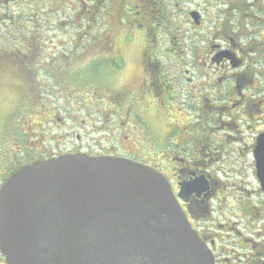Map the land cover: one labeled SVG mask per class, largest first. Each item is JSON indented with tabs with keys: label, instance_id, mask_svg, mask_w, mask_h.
Wrapping results in <instances>:
<instances>
[{
	"label": "flooded vegetation",
	"instance_id": "1",
	"mask_svg": "<svg viewBox=\"0 0 264 264\" xmlns=\"http://www.w3.org/2000/svg\"><path fill=\"white\" fill-rule=\"evenodd\" d=\"M106 1L2 0L0 19L5 25L4 19L11 17L21 41L12 34L7 41L16 57L10 62L18 104L0 111V188L22 166L66 154L127 158L162 173L214 264H264V192L254 156L264 133V0H236L240 6L229 7L224 18L217 19L208 58L197 60L205 73L197 74L202 82L184 79L192 87L189 91L197 92L189 96L195 105L184 100L182 106L175 101L183 75L168 79L147 44L139 69L113 56L118 48L110 34L97 38L99 56L75 58L87 50L81 41L92 32L90 25L104 16V9L108 16L109 7L119 17L120 42L135 44L141 35L145 41L148 27L138 19H146V0H114L108 7ZM247 5L255 10L249 12ZM15 8L46 20L37 19L36 27L24 30ZM230 9L236 13L234 20ZM196 13L198 20L192 19L199 25L201 15ZM55 17L70 19L73 36L48 45L49 38L44 44L39 25L49 32ZM59 23L61 28L65 22ZM136 72L138 80L133 78ZM152 117L158 119L157 127ZM229 159L251 163L258 198L253 191L237 196L240 190L234 187L228 188L232 195L225 196L226 184L214 169L217 162ZM226 198L235 201L228 209ZM0 264H6L1 252Z\"/></svg>",
	"mask_w": 264,
	"mask_h": 264
},
{
	"label": "water",
	"instance_id": "2",
	"mask_svg": "<svg viewBox=\"0 0 264 264\" xmlns=\"http://www.w3.org/2000/svg\"><path fill=\"white\" fill-rule=\"evenodd\" d=\"M254 156L264 192V133ZM0 252L6 264H214L161 172L82 153L26 164L7 178Z\"/></svg>",
	"mask_w": 264,
	"mask_h": 264
},
{
	"label": "rangeland",
	"instance_id": "3",
	"mask_svg": "<svg viewBox=\"0 0 264 264\" xmlns=\"http://www.w3.org/2000/svg\"><path fill=\"white\" fill-rule=\"evenodd\" d=\"M229 1L230 0H146V19L139 18L138 22L142 20V22L145 23V26L148 27L147 36L144 35V41L143 36L141 35L139 42L135 44H131V42H120L119 36L117 34L118 32L116 31L119 17H116L114 14L116 12H114L111 7H109L108 16H106V9H104V16L98 17L92 24L93 26L90 25L92 27V32L90 34H87L86 36H89L81 41L82 44H85L84 48H87V50L81 52L80 49H78L77 52L81 53L77 54L75 58L89 59L99 56L100 52L98 50L99 46L97 44V38H99L101 34L102 36L106 37L110 34L114 37V44L118 48V50L113 53V56L124 58L126 61L128 60V63L134 64L135 67L138 66L139 69V66L141 65L143 59L142 48L143 45L147 44L145 48L152 51V57L161 61L164 69L167 72L166 74L168 76V79H175L174 75L176 74L183 75L182 79H180L182 83L177 84L178 98L176 99L175 103L178 104V106H182L181 104H184L183 101L188 100L192 105H195L194 101L190 97H194L195 95H197V92L195 90L189 91V88L192 87L190 84L185 82L184 79L186 76H189L191 77L194 84L199 81L202 82V78L200 76H197V74L201 75L205 73L204 71H201L200 67H197V60L203 62L202 60H207L208 58V56L205 57V53L206 51H208L207 46L211 43V39H213V34L210 32L214 31L217 19L222 20L224 18V13L229 7L231 8V6L234 5L233 7L236 6L238 8L240 6L239 1L237 2L236 0H234V3H230ZM113 2L114 0H109V2L106 1L105 6L108 7V4H111ZM23 5L26 4L23 3ZM88 5L89 2L87 3V6ZM247 7L248 11L255 10L249 5H247L246 8ZM114 8L117 9L116 7ZM15 9L18 10V17L16 18L21 21V23H18V26L19 28H24V30H26V27H30L33 25H35L36 27L35 21L37 19L41 23L43 20H46V18L43 17L31 18V14L27 15L24 12V10H26L27 8L24 10L22 9L21 11H19V9L17 8ZM2 10V0H0V15L2 14ZM138 10L143 12V9L141 7H139ZM241 10H243V7ZM190 11H196L199 15H201V21L199 25L195 24L193 19L189 16ZM38 12H43V10H39L38 8ZM230 14H232L231 19L234 20V18H236L234 9H230ZM23 15H26V17ZM55 18L51 19L50 27L52 30H50L49 32L45 31L47 27L44 24L39 25V30H44V44H46V40L49 38H51L52 41L47 42L48 45H50L51 43L57 44V42L60 41H69V39L73 36V23L69 24L70 19H60V17L56 19ZM4 20L5 25L0 21V48H2V54L0 53V60L4 59L0 63L1 112L2 108L3 111H5L9 109L8 107H15L18 104L14 85L15 72L10 62V58L16 57L13 52V46L7 44V41L10 43V41L12 40L10 38L11 34L19 40L17 41V43H20L21 41L19 39V31H16L14 29L12 30V27L16 25L15 23H12L11 17H8ZM59 22H65L63 27L60 28ZM234 27L236 28V26ZM74 28L77 27L75 26ZM91 35L93 36L91 39H89ZM31 38L33 43L39 42L36 40V38ZM23 41L25 42V37ZM218 42L221 45H224V42ZM186 72H188V75ZM138 75L139 74L136 72L133 78L138 80ZM184 107L187 106L184 105ZM174 108L175 107H173V110L171 111L172 113L176 112V108ZM192 114L195 115L194 113ZM151 121L154 126H158L159 122L157 118L152 117ZM231 165L235 166V169H240V173L237 172L236 174L234 171L235 169L233 171H230L229 167ZM217 168L219 169L217 170ZM214 171L216 172V175H218L220 182H225L226 184L225 186L220 184V186L226 187L225 189L227 190L229 188L233 191V187L236 190H240L237 196H243L246 192L253 191L252 194H255L256 198L259 197L257 182L252 176L253 172L250 162H241L239 164L238 162H234L233 159L221 160L215 164ZM220 171L224 172L220 173ZM229 192L230 190L225 193V196L232 195V192L231 194H229ZM234 202V200L230 201L229 198H226L223 203L226 204V209H228L230 206L229 204Z\"/></svg>",
	"mask_w": 264,
	"mask_h": 264
},
{
	"label": "trees",
	"instance_id": "4",
	"mask_svg": "<svg viewBox=\"0 0 264 264\" xmlns=\"http://www.w3.org/2000/svg\"><path fill=\"white\" fill-rule=\"evenodd\" d=\"M0 21L2 22V19H0ZM88 34H90V32H89ZM88 36H89V35H88ZM88 36H87V37H88ZM92 36H93V35H91L89 39H91ZM0 53L2 54V48H0Z\"/></svg>",
	"mask_w": 264,
	"mask_h": 264
}]
</instances>
